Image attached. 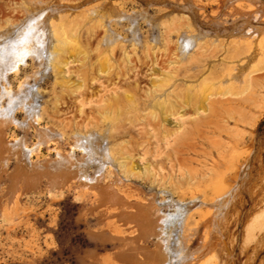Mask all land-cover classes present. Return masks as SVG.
Returning a JSON list of instances; mask_svg holds the SVG:
<instances>
[{
  "label": "rangeland",
  "instance_id": "rangeland-1",
  "mask_svg": "<svg viewBox=\"0 0 264 264\" xmlns=\"http://www.w3.org/2000/svg\"><path fill=\"white\" fill-rule=\"evenodd\" d=\"M41 1L51 4L60 0H0V22L20 17L28 9L24 7L31 8ZM253 1L259 7L253 9V17L247 13L246 5L236 9L235 2L228 0L61 1L68 6L66 12L78 19L71 33L79 36V48L69 46L62 72L55 79L49 70L33 89L36 92L40 87L38 103L43 107V116L39 125L28 131V138L37 142V127L53 126L66 135L67 142L75 132L89 134L103 130L108 136L109 127H113L110 135L116 136L117 142L114 139L109 146L116 148L114 151L121 149L119 153L124 157L121 154L117 157L124 166L119 169L120 174L128 178L125 183L144 193L149 188L170 191L175 199L187 189L184 194L188 193L204 177L208 178V170L218 160V153L230 154L237 144L244 143L253 149L252 154L259 150L264 154V50L261 53L253 49L259 54L254 62L241 60L248 41L256 45L264 40V0ZM118 11L123 12L118 15ZM120 16L125 19L116 20ZM245 19L250 20L252 28L246 27ZM184 35H199L192 38L197 39L194 46L198 47L189 48L187 51L191 53L186 51L185 55L178 41ZM26 61L30 66L22 67L29 75L32 63L30 58ZM254 69L261 71L244 80L247 71ZM23 77V74L19 79L10 77L14 91ZM156 97L160 105L164 102L162 108ZM22 118L24 115L18 112L17 119ZM12 136L21 137L23 132L11 127L8 139ZM49 145L48 149L42 147L33 161L54 158L55 150L67 148L64 144ZM12 164L7 175L0 178V264H87L92 252L109 259L113 251L109 244L104 248L90 234L103 225L90 213L75 182L64 191L49 192L43 178L39 190H29L9 200L5 185ZM125 167L132 168V172ZM111 175L107 173V178L112 179ZM240 193L249 200L245 183ZM250 206L246 205L243 213ZM262 207L263 203L258 204L254 216L263 215ZM234 260L236 264L242 263L239 247L235 248Z\"/></svg>",
  "mask_w": 264,
  "mask_h": 264
},
{
  "label": "bare ground",
  "instance_id": "bare-ground-1",
  "mask_svg": "<svg viewBox=\"0 0 264 264\" xmlns=\"http://www.w3.org/2000/svg\"><path fill=\"white\" fill-rule=\"evenodd\" d=\"M61 1L65 3L66 0L51 4L41 1L31 8L24 7L28 9L24 11L23 15H19L20 17H13V20L9 19L4 23L0 22V178L4 174L7 175L8 167L13 162V170L8 175L7 183L4 182L6 183V185L4 184L6 193L9 195L8 199L12 200L20 197L26 191L38 189L43 178L46 179L45 183L49 192L55 189L63 190L75 182L79 194L87 201L90 213L95 214L99 225H103L96 230L93 229L90 232L91 236L100 241L104 248L108 243L113 250L108 260H105V257L102 258L103 256L100 257L101 255L99 256L96 252L90 253L87 264H236L234 260L236 247L240 249L241 264H264V256H261L264 253V202H261L264 201V192L259 198L264 190V154L261 150L252 154L253 149H249L244 143H239L237 147L231 149L230 154L218 153V160H214V162L211 160L213 164H210L208 178L205 179L203 176L204 180L196 183L186 194L184 193L188 189L185 191L181 188L185 192L175 199L170 191L149 188V192L144 193L141 189H134L131 184L130 186L126 184L128 178L122 177L119 172V169L124 167L119 162L120 158L117 157L119 154L122 157V153H119L121 149L119 147V150L114 151L116 148L113 150V147L109 146L110 142L116 138V136L110 135L113 127H109L108 136L103 130H94L89 134L75 132L68 142L65 141L66 135L53 126L37 127V142L34 143L28 138V131L32 126H38L43 116V107L38 103L40 87L36 89V92H33V89L37 86L39 79L49 70L54 74L53 77H57L62 72L64 57L69 46L73 44L74 47L79 48L77 46L79 36L77 38L74 36L75 34L71 33L78 25V19L74 18L73 14L66 12L65 8L68 6ZM67 1L69 2V0ZM244 1L246 4H243ZM229 2H235L234 8L236 9H241L246 5L249 8L247 13L251 16L254 12L253 9H259L254 6L256 3L253 0H228ZM116 9L114 10L116 11ZM89 10L87 11L89 12ZM119 12L123 11H118V15ZM260 12L262 15L263 9ZM127 13L124 14L129 16ZM131 14L133 15V13ZM133 16H131L132 19L135 18ZM123 17L125 19V16H120L116 20L123 19ZM262 17L264 16L262 15ZM240 18L244 17L240 16ZM135 20L138 19L135 18ZM87 22L84 23L87 24ZM119 24L118 26L122 25V23ZM247 25L252 28L250 20H246V27ZM87 26L84 25V27ZM135 26L138 25L135 24ZM255 28L253 26L254 30H256ZM135 29L137 30V28ZM257 29L259 30V28ZM254 30L251 32L256 33ZM248 31L250 32V30ZM79 32L81 31L79 30ZM193 36H179L180 49L184 51V55L189 48L198 47L197 44L194 46V41L197 39L193 40L192 38H198L199 35ZM249 38L252 40L251 37ZM257 39L254 38V40ZM263 41L256 42V45H254L255 42H246L248 45L246 49H243L245 50L244 57L240 59L256 61L255 58H258L259 54L253 49L257 48L262 53L264 50ZM215 42L216 40L213 44ZM207 43L209 42L207 41ZM28 58L32 63V71L29 75L22 67L30 66L26 61ZM241 67H243V63ZM260 71L261 69L247 71L244 80ZM22 74L24 77L18 81V87L14 91L10 77L19 79ZM58 81L60 80L58 79ZM234 82L236 83V81ZM240 85L242 84L240 83ZM188 97L192 98L189 95ZM157 103L160 107L164 102L160 105L157 100ZM167 109L170 110V108ZM18 112L24 115L20 121L17 119ZM151 116L156 117V114L151 113ZM11 127L21 130L23 136H12L9 140L8 131ZM106 141L108 144L103 146ZM53 143L64 144L67 148L59 147L55 150L56 157L54 158L33 161L34 156H38L36 154L40 153L42 147L48 149V145H53ZM55 147L57 148V146ZM219 150L221 149L219 148ZM210 156L212 155L210 154ZM210 156L208 157L210 158ZM125 168L129 169L130 167ZM129 170L132 172V168ZM107 173L112 174V179L107 178ZM244 183L247 187L249 200H245V197L240 193ZM151 187L153 186L151 185ZM124 188H128L129 191L133 189V191L128 192ZM179 191L181 190L178 189ZM262 203L263 215L254 216L258 204ZM249 204H251L250 208L243 213L245 206ZM195 245L196 247H194Z\"/></svg>",
  "mask_w": 264,
  "mask_h": 264
}]
</instances>
